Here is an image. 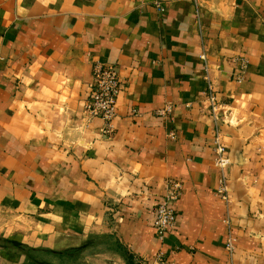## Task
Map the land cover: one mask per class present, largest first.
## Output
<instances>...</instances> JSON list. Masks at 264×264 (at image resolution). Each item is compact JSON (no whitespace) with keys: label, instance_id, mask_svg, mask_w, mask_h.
Segmentation results:
<instances>
[{"label":"crops","instance_id":"1","mask_svg":"<svg viewBox=\"0 0 264 264\" xmlns=\"http://www.w3.org/2000/svg\"><path fill=\"white\" fill-rule=\"evenodd\" d=\"M96 62L122 84L110 135L83 112ZM169 182L183 193L160 243ZM38 249L82 250L83 264L159 252L169 264H264V0H0V264Z\"/></svg>","mask_w":264,"mask_h":264},{"label":"built area","instance_id":"2","mask_svg":"<svg viewBox=\"0 0 264 264\" xmlns=\"http://www.w3.org/2000/svg\"><path fill=\"white\" fill-rule=\"evenodd\" d=\"M201 59L206 61L205 57ZM247 67V61H243L239 72L235 75L236 82L241 83L243 75ZM91 84L89 86L90 93L86 101L83 112L88 119H99L104 124L103 133L110 135L112 133V122L117 116V100L121 92V80L115 67L107 66L102 63H95L92 67ZM205 82L207 85L206 102L209 104V112L211 117L216 120L217 113L221 107V101L217 92L209 78L208 67L205 65ZM170 114V108H166L158 115L165 117ZM171 139H174V134L170 133ZM214 165L222 173L227 165L225 158L226 150L218 142H216ZM223 177V176H222ZM183 193V187L179 182L167 183L166 193L163 199L155 206L154 229L157 239L163 243L166 234L177 227V210L176 203L180 200ZM219 195L226 199L227 191L224 179H221ZM235 239L232 236L230 227H228V237L226 241V249L230 256L233 255ZM151 264H169L165 260L163 252H159L156 259Z\"/></svg>","mask_w":264,"mask_h":264},{"label":"rangeland","instance_id":"3","mask_svg":"<svg viewBox=\"0 0 264 264\" xmlns=\"http://www.w3.org/2000/svg\"><path fill=\"white\" fill-rule=\"evenodd\" d=\"M15 247H19L16 245ZM35 264H83L85 257L82 255V250H69L63 255H53L46 250H35L33 253ZM27 262V260H26Z\"/></svg>","mask_w":264,"mask_h":264},{"label":"trees","instance_id":"4","mask_svg":"<svg viewBox=\"0 0 264 264\" xmlns=\"http://www.w3.org/2000/svg\"><path fill=\"white\" fill-rule=\"evenodd\" d=\"M35 250H31V251H29L28 253H27V259H28V261H27V263L26 264H35V263H33L34 261V258H33V252H34ZM50 252V251H49ZM51 254H53V255H58V256H61V255H63V254H60V253H52V252H50Z\"/></svg>","mask_w":264,"mask_h":264}]
</instances>
